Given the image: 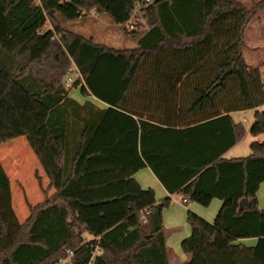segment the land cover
Masks as SVG:
<instances>
[{"label": "trees", "instance_id": "obj_1", "mask_svg": "<svg viewBox=\"0 0 264 264\" xmlns=\"http://www.w3.org/2000/svg\"><path fill=\"white\" fill-rule=\"evenodd\" d=\"M137 1L0 0V148L24 137L55 191L20 223L0 161V264H170L171 198L140 186L145 168L187 206L223 203L213 223L188 211L183 264H264V142L224 158L247 134L232 113L256 110L264 136V77L243 56L264 0H153L133 49L62 26L91 11L124 26ZM72 64L105 107L71 97Z\"/></svg>", "mask_w": 264, "mask_h": 264}, {"label": "rangeland", "instance_id": "obj_2", "mask_svg": "<svg viewBox=\"0 0 264 264\" xmlns=\"http://www.w3.org/2000/svg\"><path fill=\"white\" fill-rule=\"evenodd\" d=\"M237 1L249 8L261 0ZM92 12L93 11L90 13L86 12L84 18L77 21H62V26L82 37L92 39L94 43L107 45L114 49H133L136 44L132 39V32L148 29L143 14L140 16L141 21L137 22L136 30L131 31L125 26H114L105 15H93ZM262 18H258L259 20L255 19V22H251V28L248 31V48L245 57H247V61L252 65L258 62L259 71L264 77V40H260V37L264 35V15ZM49 27L50 24H47L45 29ZM257 34L259 39L256 38ZM255 39L259 41L256 42ZM70 67L74 69L75 64H72ZM67 90L71 97L80 103L90 99V97H84L83 94H81L80 86L73 85V87ZM93 100L96 104H99L98 100L95 98H93ZM252 117L253 113L251 112L247 114L245 112H240L234 116L236 121L243 123L247 131L250 127V120ZM256 141L262 143L264 139L260 138ZM0 161L3 164L7 176H9L11 180L13 208H15L20 223H25L30 217L31 208L40 205L46 197L53 196L55 191L49 190V192H47L50 184L49 179L45 175L40 161L35 157L24 137L5 143L0 148ZM189 204H191V202ZM171 205L170 203V207ZM170 207L165 210H170ZM203 207L207 208L206 206ZM168 223L169 221H167L166 224L164 221L167 241L172 233V230L168 228ZM167 246L171 253V258H173L176 251L173 246ZM70 257L63 259L62 263L68 262Z\"/></svg>", "mask_w": 264, "mask_h": 264}, {"label": "crops", "instance_id": "obj_3", "mask_svg": "<svg viewBox=\"0 0 264 264\" xmlns=\"http://www.w3.org/2000/svg\"><path fill=\"white\" fill-rule=\"evenodd\" d=\"M92 13H93V15H98L95 12H92ZM263 13H264V11L259 16V19L262 18V16L264 15ZM259 19H256V20H259ZM253 22H255V20H253ZM250 25H251V23H250ZM250 25H249L247 32H246V44L247 45H246V49L243 51L244 57H245V53H246L247 48H248V41L247 40H248V31L251 28ZM256 38L259 39L258 34H257ZM260 40H264V35L262 37H260ZM257 41H259V40H256V42ZM245 60L247 61V57H245ZM247 63L250 66L259 69L258 62L254 63L253 65L250 64V62H248V61H247ZM90 99L93 100V98H90ZM99 104H96V105L101 107V108L105 107V105L103 103L99 102ZM259 111H264V107L260 108ZM244 112L246 114L249 112L253 113V117L250 120L251 121L250 127L248 128V131H247L245 138L241 142H239L238 144L233 146V148L231 150H229L227 153H225L224 158H226V159H233V158L249 156L250 145L252 144V142L259 140L260 138L264 139L262 135L257 136V137H253L250 134L251 126L254 123L253 120H254V115L256 113V110H248V111H244ZM238 113H240V112L232 113L233 119L237 123H239V122L235 120L234 116H235V114H238ZM136 173L137 174L134 176V179L136 181H138V183L140 184V186L143 189H146V190L147 189H152V190L154 189L157 201H161V200H164L167 198H169V199L171 198L170 203L172 205L170 207V210H164V212H163V220L165 221V224L167 221H169V223H168L169 227L168 228H170L172 230V233L170 234L171 237L168 238L167 245L173 246V248L176 251L173 258L170 257V264H183V263L187 262L189 257H188V255H186L182 251L181 244L191 234V227L189 226V224H187V220H186L188 211L191 210L192 212L196 213L201 218L203 217L207 221L213 223L216 220L215 218L218 215V212L220 211V209L223 205L222 201L219 199L213 200L211 202V205L208 206L207 208L199 205L198 203H191L187 206L184 204V198L181 195H179V194L171 195L170 193H168L167 190L161 185V183L159 182V180L157 179L155 174L153 172H151L148 168L142 169ZM257 198H258L260 208L264 210V183L261 184V188L257 194ZM239 243H241L245 246H248V247H252L257 243V239H255V238L244 239V240H240Z\"/></svg>", "mask_w": 264, "mask_h": 264}, {"label": "built area", "instance_id": "obj_4", "mask_svg": "<svg viewBox=\"0 0 264 264\" xmlns=\"http://www.w3.org/2000/svg\"><path fill=\"white\" fill-rule=\"evenodd\" d=\"M36 3L39 4L40 0H36ZM153 3V0H138L135 8L134 13L132 15V18L129 22H127L124 26L126 28H129V30H136L137 22L141 21L140 16L143 14L144 10L148 8V6ZM65 87L66 89H70V87H73V85L76 84V82L80 81V85L85 84L86 77H83L78 69L75 68H69V70L66 72L65 75Z\"/></svg>", "mask_w": 264, "mask_h": 264}, {"label": "water", "instance_id": "obj_5", "mask_svg": "<svg viewBox=\"0 0 264 264\" xmlns=\"http://www.w3.org/2000/svg\"><path fill=\"white\" fill-rule=\"evenodd\" d=\"M247 204H248V202H247L246 200H243L241 205H242V206H245V205H247Z\"/></svg>", "mask_w": 264, "mask_h": 264}]
</instances>
